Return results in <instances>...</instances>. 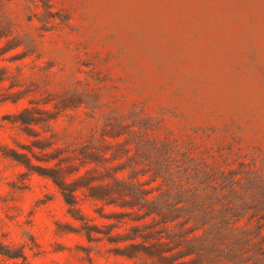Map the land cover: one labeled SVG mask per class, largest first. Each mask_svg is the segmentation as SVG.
Masks as SVG:
<instances>
[{"label":"rangeland","instance_id":"1","mask_svg":"<svg viewBox=\"0 0 264 264\" xmlns=\"http://www.w3.org/2000/svg\"><path fill=\"white\" fill-rule=\"evenodd\" d=\"M151 137L264 149V0H0V264H141L120 208L43 173L127 178Z\"/></svg>","mask_w":264,"mask_h":264},{"label":"trees","instance_id":"2","mask_svg":"<svg viewBox=\"0 0 264 264\" xmlns=\"http://www.w3.org/2000/svg\"><path fill=\"white\" fill-rule=\"evenodd\" d=\"M150 144L157 156H143L141 169L135 156L127 178L109 171L111 183L82 176L70 184L61 168L43 174L70 207L86 187L91 198L120 208L113 226L132 224L108 241L123 243L118 253L141 264H264V149L214 156L194 152L189 138L151 137Z\"/></svg>","mask_w":264,"mask_h":264}]
</instances>
